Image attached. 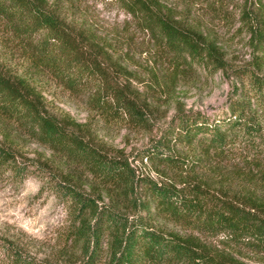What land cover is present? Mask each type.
Masks as SVG:
<instances>
[{
  "label": "trees",
  "instance_id": "1",
  "mask_svg": "<svg viewBox=\"0 0 264 264\" xmlns=\"http://www.w3.org/2000/svg\"><path fill=\"white\" fill-rule=\"evenodd\" d=\"M108 1L179 75L225 73L216 40L163 0ZM80 2L0 0V175L35 177L70 216L64 260L32 256L3 239L8 264H259L240 250L264 254L262 59L233 70L240 84H232L223 117L175 112L145 153L174 173L158 182L87 126L53 113L37 87L49 79L85 94L104 119L151 124L152 108L131 82L132 39L124 30L100 33ZM239 14L252 48L263 50L264 1L241 0ZM20 137L50 155L20 160Z\"/></svg>",
  "mask_w": 264,
  "mask_h": 264
},
{
  "label": "rangeland",
  "instance_id": "2",
  "mask_svg": "<svg viewBox=\"0 0 264 264\" xmlns=\"http://www.w3.org/2000/svg\"><path fill=\"white\" fill-rule=\"evenodd\" d=\"M80 1L85 16L100 33L124 30L132 39L128 48L129 68L136 78L131 82L152 108L151 112L148 110L151 124L143 127L127 119H104L90 108L85 94H74L49 79H38L37 87L48 108L90 128V133L107 148L126 155L136 172L158 182L174 178L172 171L145 153L153 140L163 133L175 112L199 111L210 119L223 117L232 84H240L233 70L253 68L254 57H258L262 59L261 70L264 72V48L261 51L252 48L249 32L240 21L241 0L216 1L214 5L211 0H163L180 16H186L211 35L220 47L225 73L218 70L206 78L179 75L167 56L144 32L135 29L129 16L116 4L108 0ZM18 140L22 153L20 160L50 155L35 143L21 137ZM180 150L184 154L187 151L185 148ZM68 212L66 204L35 177L14 179L8 173L0 175V243L8 239L32 256L64 260V252L70 248L67 247L70 245ZM220 238L213 237L211 242L220 243ZM240 251L245 260L264 264V254ZM0 264H8L1 252Z\"/></svg>",
  "mask_w": 264,
  "mask_h": 264
}]
</instances>
